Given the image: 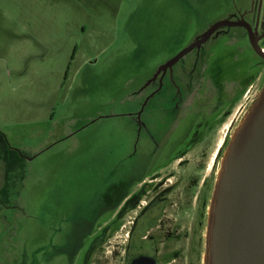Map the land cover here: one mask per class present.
I'll return each instance as SVG.
<instances>
[{
    "label": "rangeland",
    "instance_id": "374dc122",
    "mask_svg": "<svg viewBox=\"0 0 264 264\" xmlns=\"http://www.w3.org/2000/svg\"><path fill=\"white\" fill-rule=\"evenodd\" d=\"M249 3L0 0V132L24 155L0 194V264L42 258L35 252L49 233L105 191L113 167L145 160L136 94L153 66ZM4 173L0 149V188ZM205 231L200 246L183 236L175 242V264H202Z\"/></svg>",
    "mask_w": 264,
    "mask_h": 264
},
{
    "label": "flooded vegetation",
    "instance_id": "af4514ba",
    "mask_svg": "<svg viewBox=\"0 0 264 264\" xmlns=\"http://www.w3.org/2000/svg\"><path fill=\"white\" fill-rule=\"evenodd\" d=\"M222 19H244L264 49V0H250ZM231 27H241L243 35ZM231 27L218 28L185 51L206 29L162 54L136 94L145 160L113 167L105 191L74 216L75 223L50 232L35 252L43 257L31 264H131L139 257L175 264L180 254L174 246L181 236L193 246L202 244L223 153L264 84V57L248 28ZM117 174L121 177L114 181ZM49 248L56 254L49 256Z\"/></svg>",
    "mask_w": 264,
    "mask_h": 264
},
{
    "label": "water",
    "instance_id": "95a60500",
    "mask_svg": "<svg viewBox=\"0 0 264 264\" xmlns=\"http://www.w3.org/2000/svg\"><path fill=\"white\" fill-rule=\"evenodd\" d=\"M232 25L246 26L252 42H257L244 19H222L185 51L199 46L218 28ZM255 49L264 57V49L256 43ZM131 264L155 263L139 257ZM202 264H264V84L244 110L223 153L208 207Z\"/></svg>",
    "mask_w": 264,
    "mask_h": 264
},
{
    "label": "trees",
    "instance_id": "16d2710c",
    "mask_svg": "<svg viewBox=\"0 0 264 264\" xmlns=\"http://www.w3.org/2000/svg\"><path fill=\"white\" fill-rule=\"evenodd\" d=\"M75 51L76 49L74 50V54ZM0 149L2 158L5 162V183L3 187L0 188V194H6L12 174H15L17 171L19 172L23 166V158L20 156L17 149L9 145L6 135L2 132H0Z\"/></svg>",
    "mask_w": 264,
    "mask_h": 264
}]
</instances>
